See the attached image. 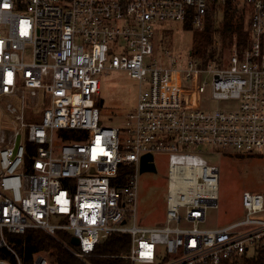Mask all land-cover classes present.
Returning <instances> with one entry per match:
<instances>
[{"label":"built area","instance_id":"built-area-1","mask_svg":"<svg viewBox=\"0 0 264 264\" xmlns=\"http://www.w3.org/2000/svg\"><path fill=\"white\" fill-rule=\"evenodd\" d=\"M227 3L248 14L250 36L221 65L154 56L158 27L202 29L209 8ZM110 70L139 83L135 107L111 125L99 106L100 75ZM208 88L239 106L204 107ZM0 108V248L17 264L6 232L29 228L76 236L69 249L81 259L122 233L131 239L122 257L132 264L257 263L264 191L242 192L238 220L204 224L219 205L210 153L264 154V0H0ZM156 152L168 157L165 214L145 227L137 222L138 178L143 156ZM47 254L36 253L34 264H51Z\"/></svg>","mask_w":264,"mask_h":264},{"label":"rangeland","instance_id":"rangeland-1","mask_svg":"<svg viewBox=\"0 0 264 264\" xmlns=\"http://www.w3.org/2000/svg\"><path fill=\"white\" fill-rule=\"evenodd\" d=\"M155 45L156 54L168 53L183 59L196 58L191 51L194 47L195 29L183 27L181 23H168L158 27ZM225 48L224 57L228 51ZM32 48H27L30 59ZM191 53V55H190ZM224 59V58H223ZM221 65V62L219 63ZM102 88L99 94V106L102 120L106 124H120L126 115L135 107L139 94V83L123 70H110L100 75ZM209 82L212 75L206 78ZM202 104L210 109L236 110L237 99H213L210 90L203 94ZM0 108V126L6 120ZM156 172H142L139 175L137 199L138 225L155 227L164 220L166 207V177L168 157L163 152L154 153ZM208 159L220 169V187L218 207L211 208L207 214L205 227L224 226L238 220L243 214L241 205L242 192L264 191V154L241 155L236 152L221 154L214 150ZM49 261L51 257L47 254ZM52 264V263H51Z\"/></svg>","mask_w":264,"mask_h":264},{"label":"trees","instance_id":"trees-1","mask_svg":"<svg viewBox=\"0 0 264 264\" xmlns=\"http://www.w3.org/2000/svg\"><path fill=\"white\" fill-rule=\"evenodd\" d=\"M248 25L249 18L244 9L227 3L224 6L214 4L209 8L202 29H195L190 22H185L183 27L195 29L191 52L196 54L201 65L206 66L212 61L220 63L225 48H230L234 43L240 48L245 47L250 36ZM126 175L127 166L123 165L119 169L117 180L124 183ZM6 237L23 264H34V255L38 252L48 253L52 264H132L128 258L122 257L130 250L131 239L128 234H111L86 259L79 258L69 249L75 246L71 243L72 234L66 231H59L52 236L40 228H29L23 234L6 232ZM0 258L17 264L15 255L6 248H0ZM256 264H264V250L260 251Z\"/></svg>","mask_w":264,"mask_h":264},{"label":"water","instance_id":"water-1","mask_svg":"<svg viewBox=\"0 0 264 264\" xmlns=\"http://www.w3.org/2000/svg\"><path fill=\"white\" fill-rule=\"evenodd\" d=\"M153 160H154L153 154L144 155L142 158L141 172H146V171L156 172L157 167L155 163L153 162ZM71 243L74 245H78L79 239L76 236H72Z\"/></svg>","mask_w":264,"mask_h":264}]
</instances>
